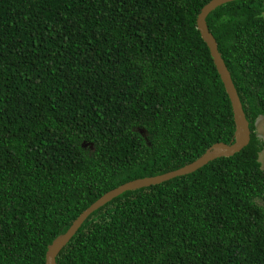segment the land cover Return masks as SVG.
<instances>
[{
  "label": "trees",
  "instance_id": "obj_1",
  "mask_svg": "<svg viewBox=\"0 0 264 264\" xmlns=\"http://www.w3.org/2000/svg\"><path fill=\"white\" fill-rule=\"evenodd\" d=\"M210 0H0V264L49 246L106 192L232 143L197 18ZM250 123L240 152L128 190L57 264H264V0L207 17Z\"/></svg>",
  "mask_w": 264,
  "mask_h": 264
},
{
  "label": "water",
  "instance_id": "obj_2",
  "mask_svg": "<svg viewBox=\"0 0 264 264\" xmlns=\"http://www.w3.org/2000/svg\"><path fill=\"white\" fill-rule=\"evenodd\" d=\"M235 0H210L207 4L203 6L200 13L198 14L197 24L198 28L201 32L202 38L207 43L211 55L213 57L216 68L222 78V81L225 85L226 91L231 99L234 119L236 123V132L235 138L232 143L225 142H217L208 148L203 155H201L195 161L179 168L176 170H172L166 173L147 176L143 178H137L126 183H123L114 189L106 192L99 199H97L94 203H92L88 208H86L72 223L69 229L58 236L53 243L49 246L46 264H57V256L61 252V250L65 247V245L71 240V238L76 234L85 220L97 209L104 206L106 203L119 196L128 190H136L139 188L160 184L164 181L170 180L177 176L185 175L187 173H191L201 168L202 166L208 164L210 161L215 160L217 158L223 156H232L237 152H240L244 147H246L251 140V130L250 123L246 117V113L243 108L242 101L238 94L235 83L232 79L231 72L229 71L224 58L222 57L218 43L210 31L207 17L208 15L215 10L217 7L231 2Z\"/></svg>",
  "mask_w": 264,
  "mask_h": 264
},
{
  "label": "rangeland",
  "instance_id": "obj_3",
  "mask_svg": "<svg viewBox=\"0 0 264 264\" xmlns=\"http://www.w3.org/2000/svg\"><path fill=\"white\" fill-rule=\"evenodd\" d=\"M256 133L263 142V149L260 152V161L264 165V115L261 116L256 123Z\"/></svg>",
  "mask_w": 264,
  "mask_h": 264
}]
</instances>
